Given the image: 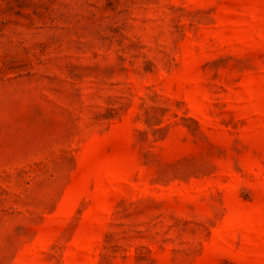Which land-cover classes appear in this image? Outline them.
<instances>
[{
  "label": "rangeland",
  "instance_id": "obj_1",
  "mask_svg": "<svg viewBox=\"0 0 264 264\" xmlns=\"http://www.w3.org/2000/svg\"><path fill=\"white\" fill-rule=\"evenodd\" d=\"M0 264H264V0H0Z\"/></svg>",
  "mask_w": 264,
  "mask_h": 264
}]
</instances>
